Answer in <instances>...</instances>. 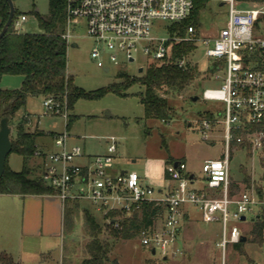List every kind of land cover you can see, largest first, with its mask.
<instances>
[{
  "label": "built area",
  "instance_id": "2783aa9c",
  "mask_svg": "<svg viewBox=\"0 0 264 264\" xmlns=\"http://www.w3.org/2000/svg\"><path fill=\"white\" fill-rule=\"evenodd\" d=\"M200 0H66V18L62 38L70 45L78 37L76 29L85 27L90 38L96 42L91 57L97 65L110 70L103 60L107 56L110 63L118 65L120 55L127 61L135 60L134 54L141 52L151 62H172L185 67L192 62L189 56L172 58L173 48L184 41L202 46L204 55L210 61H223L214 72L215 79L222 80L220 88L203 91L206 100H221L225 103L222 123L225 128L226 153L222 158L206 160L202 172L207 180V189H195V176L187 170L184 161L167 163L165 173L168 185L163 194L147 184L134 172L112 175L117 141L110 139L105 154L96 155L84 168L76 160L84 155L79 145H69L68 132L54 138L56 151L45 153L36 151V156L44 159L43 179L55 190L62 202L68 199L86 198L100 208L121 209L130 215L133 205L143 201L163 203L165 210L154 224L141 231V245L152 254L163 258L183 254L181 229L183 207L194 205L201 211L205 222L221 221V239L217 242L223 251L228 244L241 240L244 233L233 225L228 231V223L242 220L247 213H253L264 203L254 193L232 192L229 178L228 150L232 142H243L237 136L246 132L252 146H261L257 137L262 131H250V125L264 121V69L245 62L244 50L257 45L264 47V5L257 3L244 5L237 0H213L228 6V19L214 36L204 35L201 27L188 26L185 34L160 37L153 33L155 22H180L185 20ZM27 17L21 15L14 22L20 31V23ZM173 59V60H172ZM46 114L65 116L70 113L66 100L59 101L53 96L43 97ZM215 120L203 119L202 135L208 138ZM159 195V196H155ZM154 252V253H153Z\"/></svg>",
  "mask_w": 264,
  "mask_h": 264
},
{
  "label": "rangeland",
  "instance_id": "374dc122",
  "mask_svg": "<svg viewBox=\"0 0 264 264\" xmlns=\"http://www.w3.org/2000/svg\"><path fill=\"white\" fill-rule=\"evenodd\" d=\"M13 2L18 12L27 17L20 23V32L41 33L37 13L41 17L48 18L51 13V0H13ZM249 4L254 3L244 5ZM197 17L201 22L203 34L214 36L226 25L228 6L208 0L203 3ZM170 25V22L157 21L153 33L160 37H169ZM62 27L64 28L65 25L63 24ZM76 34L79 36L73 38L68 45L67 66L68 72L73 76V84L85 92L93 93L117 82L119 70L126 71L132 77H138L148 65L147 56L141 52L135 53V60L131 62L121 54L118 65L110 63L107 56H103L105 64L110 67V70L106 71L97 65L96 59L91 57L96 42L88 36L85 27L77 28ZM73 42H76L77 46L73 47ZM189 59L193 65L198 66L199 74L183 92L169 90L167 98L173 113L168 121L144 118V109L138 96V93L144 89L140 83H135L128 89L127 92L130 93L128 96L108 92L99 98H80L70 111L76 118L69 129L66 127L65 116L45 113L42 96L28 97L26 106L21 111L30 113L33 121L35 118H40L39 127L42 129L68 132L75 137L74 143L84 148L87 154H105L110 139L114 138L118 145L113 161L117 172L123 169L136 171L143 176L149 172L151 175H157L159 161L171 157L175 161H184L187 170L194 174V184H191L193 188L207 189V180L202 172L204 162L222 158L226 153L225 128L222 123L225 103L221 100L204 99L203 91L207 88H220L222 80L215 79L214 73L208 71L211 61L204 55L202 46L191 51ZM141 67H143L142 73L139 72ZM22 81L23 77L20 75H5L0 81V88L17 89L21 87ZM194 96L199 98L193 100ZM207 113L214 116L215 125L207 131L208 138L204 139L202 121L208 119ZM21 121L22 115L18 112L9 119L11 140L16 138ZM260 131L262 133L257 137L262 144L258 148L252 146L246 132H239L237 135L243 138V142L231 143L228 150L229 178L234 194L253 192L255 197L264 203V130ZM37 143L39 144V141ZM36 162V158H31L27 162L34 174L40 172L39 167L33 169ZM8 164L15 171H20L23 168V158L17 153H10ZM154 188L158 190L157 187ZM185 207L190 209L191 217L182 220L180 238L185 249L183 254L164 259L143 247L139 237L118 240L106 232L100 234V238L109 240L111 244L109 259L105 264H264V244L244 241L242 251L236 250L234 244H228L223 251L217 246L222 233L221 221L205 222L197 206L186 204ZM261 209L262 207L259 206L253 213H247L245 221L229 222L228 231L231 226L236 225L246 239L250 240V230L254 222L252 219ZM101 210L96 216L93 209L86 206V211L95 215L103 225L115 223V220L109 219L111 217H106L109 209ZM82 216H77L78 223L82 222ZM89 240L81 224L66 237L67 249L73 263L79 264L85 258V243ZM54 241L53 239L52 242ZM42 244L40 249H49L51 246V251H48L45 258L42 257V261L46 262L45 264H61L62 261L59 260L62 258V248L65 250L61 238L56 240L55 245L42 246Z\"/></svg>",
  "mask_w": 264,
  "mask_h": 264
},
{
  "label": "trees",
  "instance_id": "16d2710c",
  "mask_svg": "<svg viewBox=\"0 0 264 264\" xmlns=\"http://www.w3.org/2000/svg\"><path fill=\"white\" fill-rule=\"evenodd\" d=\"M208 0H200L196 3L193 12L183 21L170 22V35L183 36L188 26L201 27L197 14L203 3ZM239 3L264 4V0H237ZM66 0H51V13L48 18L41 17L37 13L38 24L41 33H25L15 29L14 22L21 15L15 8L13 23L7 33L0 40V81L5 75H20L23 77L21 87L17 89L0 88V123L6 115L9 119L26 106L30 96H53L56 100H66L69 111L80 98H99L108 92H114L121 96H128V89L135 83L143 86V91L138 93L144 109L145 119H158L168 121L172 117L173 109L169 106L167 94L169 90L180 93L199 74L198 66L190 63L185 67H179L170 62H151L147 65L143 74L138 77L130 76L126 71L117 72L118 81L111 85L98 89L93 93L85 92L73 84V76L68 72V44L62 38L66 18ZM9 16V4L6 0H0V31ZM195 50V45L184 41L173 48L172 58L189 56ZM245 62H252L258 68L264 69V47L257 45L252 50H244ZM172 59V60H173ZM223 61H211L208 71L214 73ZM208 119L214 120L211 113H207ZM76 116L69 113L67 129L70 128ZM28 118H22L18 127L16 138L12 141L11 153H17L23 158V168L20 171L12 170L8 164L0 178V194L11 195H52L55 190L43 179V174H34L27 162L36 156V142L43 135H57L50 132L35 129L29 131L25 128ZM250 131L264 130V121L258 125H250ZM171 157L167 163L174 162ZM79 203L77 199H68L64 204V246L61 264H75L67 249L66 237L75 229L78 216ZM165 210L163 203L155 201H143L133 205L130 215L121 209H109L106 217L115 220V223L103 225L91 213L84 211L82 223L89 236L85 243V258L79 264H105L109 259L111 244L109 240L100 238V234L108 232L114 239H132L139 237L142 230L152 226L156 220L162 217ZM118 217V218H115ZM117 225V227L115 226ZM252 241L259 245L264 244V206L254 219L250 230ZM245 241V242H246ZM244 241L234 244L238 251H242ZM0 264H22L16 261L7 252H0Z\"/></svg>",
  "mask_w": 264,
  "mask_h": 264
},
{
  "label": "crops",
  "instance_id": "0c3cea01",
  "mask_svg": "<svg viewBox=\"0 0 264 264\" xmlns=\"http://www.w3.org/2000/svg\"><path fill=\"white\" fill-rule=\"evenodd\" d=\"M72 46H77V43L73 42ZM105 70L107 71L108 69ZM18 113L22 115V118H28L26 129L29 131H34L37 128L44 131L46 134L53 132L59 135L62 133L60 131L45 130L40 128V118H35L33 121L32 115L26 111L22 112L20 109ZM57 135H43L38 137L37 141H39V144L36 142L37 149L45 153L56 151L57 148L54 144V138ZM74 142L75 137L69 134V145H78ZM83 151L84 155L81 158H78L75 162L84 168H86L91 163L94 156L100 155L87 154L84 148ZM33 158L37 159V162L33 165V169L39 167L40 172L37 174H42L44 170V159L38 156ZM165 160L166 159H162L159 161L160 167L157 175H151L149 172L146 173V176H143L136 171H127L123 169L118 170L117 172V170L114 168V165L108 169V172L112 175L134 172L138 174L140 178L147 184L157 187L159 194H163L166 190V186L168 185V179L165 173ZM115 172L117 173L113 174ZM77 200L79 203L78 216L83 215L84 211H86V206L92 208L96 216L99 215L97 212L102 211V208L95 205L89 199L78 198ZM64 204L65 202H62L59 197L54 194L26 196L17 194H0V252H7L8 254L12 255L16 261L21 262L22 264H27L26 262H31L28 264H45L46 262L42 261V257L45 258L48 251H51V246L49 249H40L42 242V246H47L46 244L55 245L56 240L61 238L64 246ZM190 217V209L184 206L183 219L188 220ZM80 224L83 225L82 222L78 223L76 220L75 228L78 226L80 227ZM53 239L55 240L54 243L52 242ZM181 243L183 246L182 240ZM61 257L63 258V248ZM62 258L59 260L60 262L62 261Z\"/></svg>",
  "mask_w": 264,
  "mask_h": 264
},
{
  "label": "water",
  "instance_id": "95a60500",
  "mask_svg": "<svg viewBox=\"0 0 264 264\" xmlns=\"http://www.w3.org/2000/svg\"><path fill=\"white\" fill-rule=\"evenodd\" d=\"M6 1L9 4V16H8L6 23L3 25L0 31V40L7 33L8 29L12 25L14 14H15V5H14L13 0H6ZM220 5H223V3H221ZM131 61H133V59H131ZM139 72L140 73L143 72V67L139 68ZM198 98H199L198 96H194L193 100H197ZM10 134H11V129L9 126V116L6 113V115L1 119V123H0V178L2 177L5 171L7 157L11 153V150H12V141H11ZM245 219L246 217L243 216L242 220H245ZM254 219L255 218H253L252 220ZM241 240L246 241V237L243 236Z\"/></svg>",
  "mask_w": 264,
  "mask_h": 264
}]
</instances>
